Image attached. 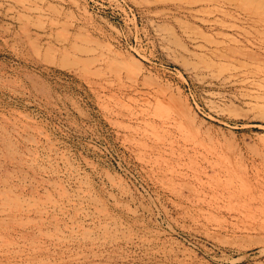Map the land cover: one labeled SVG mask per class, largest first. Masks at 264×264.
Segmentation results:
<instances>
[{
  "label": "rangeland",
  "instance_id": "rangeland-1",
  "mask_svg": "<svg viewBox=\"0 0 264 264\" xmlns=\"http://www.w3.org/2000/svg\"><path fill=\"white\" fill-rule=\"evenodd\" d=\"M0 264H264V0H0Z\"/></svg>",
  "mask_w": 264,
  "mask_h": 264
}]
</instances>
